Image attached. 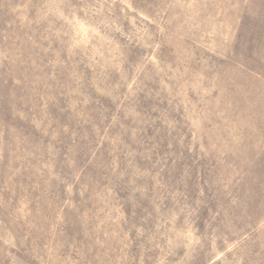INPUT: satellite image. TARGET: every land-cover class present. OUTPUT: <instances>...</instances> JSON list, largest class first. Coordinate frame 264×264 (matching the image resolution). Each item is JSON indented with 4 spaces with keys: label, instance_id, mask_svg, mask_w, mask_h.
Wrapping results in <instances>:
<instances>
[{
    "label": "rangeland",
    "instance_id": "1",
    "mask_svg": "<svg viewBox=\"0 0 264 264\" xmlns=\"http://www.w3.org/2000/svg\"><path fill=\"white\" fill-rule=\"evenodd\" d=\"M0 264H264V0H0Z\"/></svg>",
    "mask_w": 264,
    "mask_h": 264
}]
</instances>
